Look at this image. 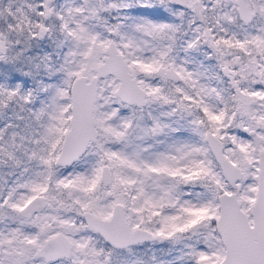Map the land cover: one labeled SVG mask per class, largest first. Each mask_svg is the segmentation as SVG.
Masks as SVG:
<instances>
[{
  "label": "rangeland",
  "instance_id": "obj_1",
  "mask_svg": "<svg viewBox=\"0 0 264 264\" xmlns=\"http://www.w3.org/2000/svg\"><path fill=\"white\" fill-rule=\"evenodd\" d=\"M249 1L260 8L259 0ZM198 2L178 11L165 7L168 17L187 16L185 48L175 50L167 39L180 34L182 26L135 12V8L147 11L148 0H54L48 5L52 15L47 19L43 0H0V38L5 45L0 54V162L6 164L11 182L23 178L26 169L28 178L38 179L25 190L16 183L9 195L7 206L13 215L0 222V264H216L223 257L214 222L215 197L225 181L204 134L210 130L219 136L234 163L242 167L244 161L250 163L235 185L247 212L255 192V144L264 147V129L259 131L262 137L244 141L235 152L227 145L230 139L219 122L228 118L229 82L221 66L231 67L233 59L230 53L209 59L223 86L214 85L210 74L200 77V60L186 49L195 30L191 18H199L191 8ZM259 11L264 21V10ZM40 23L46 27L43 38L37 36ZM262 33L251 35L250 51L264 53ZM110 39L146 89V106L120 101L115 95L118 80L112 75L101 77L93 108L97 139L72 165L55 168L53 161L68 130L71 81L95 73ZM167 65L182 75V82H167L163 75ZM260 109L264 118V101ZM169 118L187 119L181 127L179 120ZM102 165L110 169L109 183L101 181ZM180 170L184 172L181 186L176 182ZM47 190L53 208L39 215L56 217L58 226L53 231L44 226L27 235L17 210L36 191ZM118 201L124 204L130 228L143 227L157 239L114 249L81 218L82 211L108 218ZM56 231L71 238L70 257L58 263L35 258V248Z\"/></svg>",
  "mask_w": 264,
  "mask_h": 264
},
{
  "label": "flooded vegetation",
  "instance_id": "obj_2",
  "mask_svg": "<svg viewBox=\"0 0 264 264\" xmlns=\"http://www.w3.org/2000/svg\"><path fill=\"white\" fill-rule=\"evenodd\" d=\"M44 1V0H43ZM149 1V8L147 11L135 8V12L138 13H146L149 14V16L155 18L159 21H170L173 22L175 20L178 23V26H182V30L180 31V34L176 35L174 34L170 39H167L169 42H173V49L177 50L179 46L182 45L183 48H185V38L186 35L184 33L187 30V16L182 13V17L174 18V17H168L167 13L165 12V7L171 8L172 10H184L186 7V4L189 2H198V0H183L182 3L172 0H148ZM242 4L246 8V13H241L240 11V0H201V2L197 3L195 8H191L193 10H197L199 14V18H197L195 21L191 18V23L194 24L195 30L190 33L191 38V44L190 46H186V49H189V55L195 56L197 59L200 60V66L198 70L200 69L201 75H212V83L216 85L218 88L220 86H223L222 83L218 81L215 75V71L217 67L210 66L209 59H214L216 57L221 56L223 53H230L231 58L233 59V62L231 64V67H228L226 65L221 66V72L223 75L228 79L229 87L228 88V105H227V115L228 118H221V122L219 124L225 125L223 128L226 130V134L229 137L230 141L227 143L229 148L232 149L233 152L237 151V148L242 146V143L246 140L254 139L256 135H259V131L264 129V118H260L261 113V107L262 103L264 101V53L258 49L257 51H250L249 48H253L252 45L248 43V40H251L252 37H259L260 34H263L264 31L263 24L264 21L262 18H260V11L264 10V0H259L260 8L256 9V7L250 3L249 0H241ZM133 8V7H132ZM45 13V3L43 5V15ZM248 13V14H247ZM245 14L249 15L248 18H245ZM52 15H49V17ZM44 17V16H43ZM47 17V18H49ZM45 18V17H44ZM45 18V19H47ZM187 25V27H186ZM41 26H44L42 23L38 25V37L43 38L46 34V27L45 33L43 37L39 36V29ZM164 35V33H162ZM160 35V36H162ZM158 36V35H157ZM155 35V37H157ZM157 37V39L160 38H168V36L164 37ZM1 39V38H0ZM112 40V39H110ZM109 40V41H110ZM184 40V41H183ZM3 41V40H2ZM108 41V42H109ZM114 42V40H112ZM166 43L165 40H162L161 43ZM108 44V43H107ZM115 44V42H114ZM116 45V44H115ZM225 45V46H224ZM223 46V47H222ZM117 47V46H116ZM118 50V48H117ZM184 50V49H183ZM183 50L181 53H183ZM180 51V50H179ZM118 52H120L118 50ZM125 59V56L122 52H120ZM102 60V59H101ZM100 60V61H101ZM127 63V61H126ZM128 66V63H127ZM171 65L165 66L168 67ZM164 68V70H165ZM129 69V67H128ZM163 70V75H164ZM176 70V69H175ZM218 70V69H217ZM130 71V70H129ZM177 71V70H176ZM131 72V71H130ZM178 72V71H177ZM132 74V73H131ZM178 74L181 76V80L178 82H174L171 79L166 78L167 82L169 84H178L182 82L183 77L178 72ZM218 74V72H217ZM132 76H134L132 74ZM89 77V76H88ZM203 79V77H202ZM201 83L203 84L204 81L201 80ZM147 93V91H146ZM146 106V105H145ZM136 107V106H135ZM144 107V106H143ZM225 111V112H226ZM264 113V111L262 112ZM239 115H249L252 118H237ZM236 117V118H234ZM177 119L181 122V127L184 126L185 121L187 118H169V121ZM95 121V118H94ZM202 121V120H201ZM202 123V122H201ZM68 127H69V118H68ZM96 127V123H95ZM184 128V127H183ZM181 128V130H183ZM176 131V130H174ZM173 131V132H174ZM179 136L180 134H183V131H176ZM196 134V132H193ZM212 134L216 137L218 140V147L220 149V152L222 156L231 164L236 165L241 170V175L239 178L234 180V182H230L227 180L223 174L222 167L220 163L215 158L214 154L209 148L208 141H207V134ZM176 134V135H177ZM262 137L261 135H259ZM98 137V136H97ZM174 135L172 136V138ZM205 141L208 148V152L211 154L212 159L216 165V167L221 171L222 178L225 181V188L219 191L215 197L217 202V209H218V215L215 219V231L222 243L221 237L217 230V221L220 216V201H219V195L226 193L231 194L233 193L235 195V198L237 199L239 203L240 209L245 214L247 221L250 225L253 224V216H252V205L255 201L256 195H257V169L259 165V159L258 156L260 153H264V147L258 146L255 144L256 148L254 152L257 155V169H256V175H255V192L253 195V199L250 202V206L247 212L242 208V203L240 199L237 196L235 185L237 182L242 178L243 172L247 170L250 167V163L248 161L243 162V167L234 163L231 159H229L225 152L223 151V142L217 136L215 133H213L210 130H206L205 134ZM91 143V142H90ZM262 145V144H261ZM60 149V148H59ZM253 149H254V143H253ZM59 152V151H58ZM245 152V151H244ZM58 154V153H57ZM178 164V163H177ZM72 165V164H71ZM53 166L55 168L58 167H68V166H55L53 161ZM70 166V165H69ZM29 169L24 170L23 178H19L16 181L11 182V178L9 177V172L6 169V164L4 162H0V222L2 224V220L4 217L9 216V218L13 215L11 208L7 206L9 195L11 192H13V188H15V184L18 183L22 186V190L31 188V184L35 183L38 179L34 177H30V174L26 173ZM181 173L179 175V178H177L176 182L178 185L183 181L184 178V172L180 170ZM188 184V183H186ZM183 183L182 185H186ZM181 186V185H180ZM49 190L46 191V193H41L39 191H36L30 198H28L17 210L18 215L21 217V219L25 222V225L22 227V231L24 230L25 234H30L32 232H36V230L41 229L45 226L49 230L53 231L58 226V220L56 217L49 216L48 213L44 214L42 217H40V213L44 209L53 208V204H50V202L47 200V194ZM37 196H43V204H40L30 215L28 216H22L20 215V209L25 206L31 199ZM119 203L123 206V214H124V204L120 201ZM55 208V206H54ZM83 212V211H82ZM81 212V213H82ZM39 217V219H38ZM125 217V215H124ZM82 218V217H81ZM126 220V219H125ZM127 221V220H126ZM128 224V222H127ZM129 226V225H128ZM130 228V227H129ZM136 228V227H134ZM130 228V229H134ZM138 228V227H137ZM143 228V227H142ZM149 231V230H148ZM59 233L65 235L68 237V239L72 242L71 238L64 232L56 231L54 233H51L48 235L42 244L35 248L33 255L37 259L44 260L45 263H58L59 261L67 260L70 255L72 254L71 248L70 254L67 257L57 258L55 260H48L44 256H39L36 254L37 250L41 248L45 242L53 237L58 235ZM152 233V232H151ZM98 234V233H97ZM154 235V233H152ZM99 235V234H98ZM155 236V239L146 241L151 242L157 239V236ZM104 241V240H103ZM105 242V241H104ZM106 243V242H105ZM144 243V242H140ZM140 243L129 245L125 247H133ZM73 244V242H72ZM107 244V243H106ZM223 244V243H222ZM108 245V244H107ZM110 246V245H108ZM112 247V246H110ZM123 247V248H125ZM224 252H225V246ZM114 249H123L122 247H112ZM224 256V255H223ZM223 258V257H222ZM221 258V259H222ZM220 259V260H221ZM219 260V261H220ZM219 261L216 263L218 264Z\"/></svg>",
  "mask_w": 264,
  "mask_h": 264
},
{
  "label": "water",
  "instance_id": "obj_3",
  "mask_svg": "<svg viewBox=\"0 0 264 264\" xmlns=\"http://www.w3.org/2000/svg\"><path fill=\"white\" fill-rule=\"evenodd\" d=\"M53 1L44 0L45 18L51 14L48 5ZM172 1L182 3L183 0ZM240 11L242 14L247 12L241 0ZM247 14L245 18L249 17ZM44 33L45 28L41 26L39 36L43 37ZM4 52L5 45L0 39V54ZM107 75H112L118 80L115 95L120 101L138 108L146 105V89L138 83L135 76H132L122 54L110 40L104 48L102 60L95 66V73L90 77L78 75L71 81L69 127L54 159L55 166L73 164L84 154L89 143L97 139L98 130L95 127L93 108L97 98L98 80ZM164 76L174 82L181 80V76L173 66L165 68ZM207 141L210 150L222 167L225 178L234 182L241 175L240 168L222 156L218 140L214 135L207 134ZM258 159V188L252 205V225L248 223L233 193L219 195L220 216L217 221V230L225 246V252L218 264H264V153H260ZM100 178L103 183L111 181V173L107 165H102ZM43 199V196L31 199L20 209V215H30L40 204H43ZM81 217L88 227L112 247L123 248L155 239V236L147 229L129 228L123 214V206L119 202L113 205V212L108 218H102L89 211H83ZM72 246L68 237L59 233L49 238L36 254L48 260H55L69 256Z\"/></svg>",
  "mask_w": 264,
  "mask_h": 264
}]
</instances>
